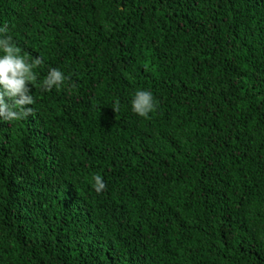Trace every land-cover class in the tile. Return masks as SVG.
I'll list each match as a JSON object with an SVG mask.
<instances>
[{
	"label": "trees",
	"instance_id": "trees-1",
	"mask_svg": "<svg viewBox=\"0 0 264 264\" xmlns=\"http://www.w3.org/2000/svg\"><path fill=\"white\" fill-rule=\"evenodd\" d=\"M4 24L43 64L0 118V264H264V0H0Z\"/></svg>",
	"mask_w": 264,
	"mask_h": 264
},
{
	"label": "clouds",
	"instance_id": "clouds-1",
	"mask_svg": "<svg viewBox=\"0 0 264 264\" xmlns=\"http://www.w3.org/2000/svg\"><path fill=\"white\" fill-rule=\"evenodd\" d=\"M42 64L41 57L30 59L27 54H22L21 48L16 46L9 34L7 24L0 27V118L3 121H20L33 114V109L29 106L35 101L29 85L37 80L35 69ZM67 80L70 77H66L59 69L51 68L41 87L45 91H51L54 87L64 85ZM157 106L158 102L149 90H137L131 102L132 111L143 118H148ZM112 108L116 113L119 112L118 99ZM92 179L95 191L102 193L106 189L102 176L96 174Z\"/></svg>",
	"mask_w": 264,
	"mask_h": 264
}]
</instances>
